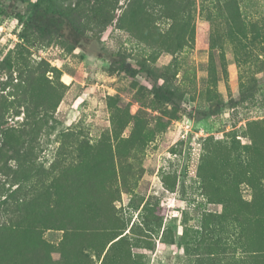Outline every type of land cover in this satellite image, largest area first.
<instances>
[{
    "label": "rangeland",
    "instance_id": "rangeland-1",
    "mask_svg": "<svg viewBox=\"0 0 264 264\" xmlns=\"http://www.w3.org/2000/svg\"><path fill=\"white\" fill-rule=\"evenodd\" d=\"M37 1L0 0V264H264V0H82L73 52Z\"/></svg>",
    "mask_w": 264,
    "mask_h": 264
},
{
    "label": "trees",
    "instance_id": "trees-1",
    "mask_svg": "<svg viewBox=\"0 0 264 264\" xmlns=\"http://www.w3.org/2000/svg\"><path fill=\"white\" fill-rule=\"evenodd\" d=\"M82 0H77L76 6L72 3H63L59 0H38L36 3H29L28 7L30 9V17L24 20V16L18 13V19L26 25V28H33L39 31L43 35H54L57 34L64 45V47L69 51L73 52L78 47H83L88 36L86 30L91 26L92 23L97 22L96 12L89 14L86 11H80L77 13L75 10L78 3L80 4ZM1 14H8V10L0 8ZM98 23H104V17L100 16ZM110 72H125L131 77H136L139 74H143L147 79L154 80L153 71L143 65H136L130 61L121 52H112L110 54ZM152 93L154 97L159 101L164 102H176V91L165 87L164 85H158L153 81L152 83ZM222 107L221 104H214L206 111H200L202 116H210L215 114ZM19 162V166L14 170L13 181L18 183L21 182V176L27 173L28 179L32 178V170L28 167L24 168L26 165L24 152L21 149L14 150V157ZM24 162V163H23ZM34 185L31 190H34ZM44 189L45 186L41 185ZM29 201L25 202V206H28ZM20 206V205H19ZM18 205L14 209L17 212L19 209ZM264 219V214L262 215ZM255 229H257V237L261 245V250L264 251V223L259 222L255 224Z\"/></svg>",
    "mask_w": 264,
    "mask_h": 264
}]
</instances>
